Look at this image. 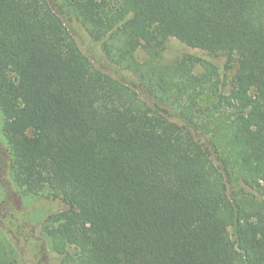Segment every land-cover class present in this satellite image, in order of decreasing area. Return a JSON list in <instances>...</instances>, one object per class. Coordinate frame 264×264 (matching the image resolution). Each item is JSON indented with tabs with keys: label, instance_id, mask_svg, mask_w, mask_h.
Returning a JSON list of instances; mask_svg holds the SVG:
<instances>
[{
	"label": "trees",
	"instance_id": "obj_1",
	"mask_svg": "<svg viewBox=\"0 0 264 264\" xmlns=\"http://www.w3.org/2000/svg\"><path fill=\"white\" fill-rule=\"evenodd\" d=\"M171 38L224 65L164 62ZM0 112L15 186L65 204L58 264H264V0H0Z\"/></svg>",
	"mask_w": 264,
	"mask_h": 264
},
{
	"label": "rangeland",
	"instance_id": "obj_2",
	"mask_svg": "<svg viewBox=\"0 0 264 264\" xmlns=\"http://www.w3.org/2000/svg\"><path fill=\"white\" fill-rule=\"evenodd\" d=\"M70 29L82 50L96 66L117 78L128 80L129 74L115 68L107 60L102 43L94 40L84 26L71 22ZM185 55H196L218 66H223L225 60L223 56L212 55L199 48L190 47L176 38H171L164 51L163 61L169 63ZM136 57L139 61H144L147 56L140 48L136 52ZM203 69L204 67L199 64L195 67V73L199 74ZM235 71L236 68L229 73L230 79ZM3 127L4 120L0 112V236L6 239L5 232L8 233L12 243L19 247L21 255L28 264H58L60 258L50 251L48 243L43 240L40 226L50 214L64 209L65 204L62 200L50 196L48 191L38 196L22 195L12 180V154L4 136Z\"/></svg>",
	"mask_w": 264,
	"mask_h": 264
}]
</instances>
